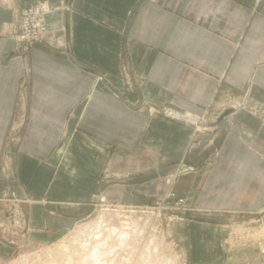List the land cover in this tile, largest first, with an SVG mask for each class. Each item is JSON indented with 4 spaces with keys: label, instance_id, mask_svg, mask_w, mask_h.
<instances>
[{
    "label": "crops",
    "instance_id": "obj_1",
    "mask_svg": "<svg viewBox=\"0 0 264 264\" xmlns=\"http://www.w3.org/2000/svg\"><path fill=\"white\" fill-rule=\"evenodd\" d=\"M37 1L0 4V152L23 114L12 187L47 201L30 206L32 227L72 225L48 209L85 201L102 171L121 175L100 185L107 200L135 204L184 161L207 164L175 182L194 207L264 218V0H69L46 16L66 48L24 55L1 25Z\"/></svg>",
    "mask_w": 264,
    "mask_h": 264
},
{
    "label": "rangeland",
    "instance_id": "obj_2",
    "mask_svg": "<svg viewBox=\"0 0 264 264\" xmlns=\"http://www.w3.org/2000/svg\"><path fill=\"white\" fill-rule=\"evenodd\" d=\"M0 4L4 5L5 2H1ZM28 51L29 49L26 52L20 51V53L25 55ZM126 72L127 69L124 73L126 74ZM169 111L175 113L174 110L169 109ZM13 119L17 123V128L16 130L8 129L0 152V174L6 180L5 184L3 182L4 185H2L3 187L0 191V264H13L15 260L22 259L25 255L30 256L29 260L31 262L29 261V264H61V260L67 257H62L60 252L55 251L58 249L54 247L56 245H68L73 248L74 244L76 246L75 242H71L75 238L74 234L77 229L85 226L92 220H96L102 210L107 213L106 216L110 217L109 219H112L113 222H123L124 227L126 224L130 227L128 223L134 220L140 223V226L147 221L146 239H138L136 242V244H141V248L140 246L138 248L133 246L134 243L130 241L129 247L124 248L127 252L124 249L122 250L123 252L119 251V256L121 257L128 258L131 254L133 256L137 255L133 254L132 251L140 253L137 251L139 248L142 249V243L148 244L149 240H151V235H153L157 239L164 240L167 245V255L173 256L172 259L174 260L172 261L174 264H221V259L225 252L230 254L229 262L231 264L238 262L233 259V257L238 255L241 256L240 259H244L245 255H248L249 264H264V231H262L264 228V218L262 214H236L232 212L200 210L194 207V203L192 204L190 198L186 199L177 194L175 190L176 180L180 176L201 170L203 165H207L204 163H186L184 161L173 164L170 171L165 174L163 194L135 204L113 202L114 204L123 205V207L131 206L130 208L116 210H111V208L105 206L112 202L107 200L100 185L110 183L111 181H119L121 175L113 176L116 179L107 172L104 173L102 171L98 178L96 192L85 201L80 202L79 205L70 202H57L58 204H54L58 206L57 209H48V214L52 216V219L56 218L57 214L60 215L63 212L74 213L73 216L76 220L72 225L58 230L51 228L52 231L50 232L49 230L46 232L43 228L32 227L29 222L30 206L37 203L45 206L44 204L47 201L44 202V200L35 199L29 195L19 194L12 187L14 181L20 185L15 178L13 162L23 135L21 128L23 127L24 116L23 114H16ZM13 127L14 125L11 124L10 128ZM202 128L204 129V127ZM193 149L203 150L202 148L195 147ZM182 165L187 166L188 171L176 176L171 185L174 197H167V190L170 186L167 183L168 176L176 174ZM59 167H63V165L58 164L57 168ZM56 173L55 170L54 174ZM102 196L105 197L106 202L101 201ZM127 225L125 229L129 228ZM255 231L261 233L259 238L255 239L253 236L252 233ZM198 232L204 233L206 236L205 243L195 242L194 238ZM104 233H106V230ZM131 236L137 238L135 233H132ZM130 245L133 248L135 247V250ZM158 245L163 250V246ZM46 250L53 251V254H57L59 257L54 255V259L45 258L43 254ZM130 252L132 253L130 254ZM140 254L138 258L132 255L130 257L132 259L135 258L138 262L143 257L142 253ZM39 255L40 257H37ZM130 257L127 259L128 264L130 263ZM74 259L77 260L76 257ZM47 261H50V263Z\"/></svg>",
    "mask_w": 264,
    "mask_h": 264
},
{
    "label": "bare ground",
    "instance_id": "obj_3",
    "mask_svg": "<svg viewBox=\"0 0 264 264\" xmlns=\"http://www.w3.org/2000/svg\"><path fill=\"white\" fill-rule=\"evenodd\" d=\"M106 215L107 213L104 212V210H102L99 213V216L97 217L96 220L94 221L92 220L85 226L78 228L74 234L75 238L73 239V242H71V243L74 242L76 243V246L74 244L73 248L69 247L68 245H56V247H54L58 249L55 251L60 252L62 257H67L66 259L61 260L62 261L61 264H128L127 259L129 257L125 258L122 255L124 257L123 258L119 256L120 254L119 251L123 252L122 250L125 247H129L130 241L134 243L133 246L137 248L138 246L141 245V244L139 245L138 243L136 244V242L138 241V239H144V238L146 239L147 235L145 234V231H147L148 228L146 227L148 225L147 221H145L142 226H140V223H138L135 220L131 221L128 223L130 227L126 224L127 227L129 228L125 229L126 225L124 227L123 222L122 223L113 222L112 219L110 220L109 219L110 217L108 218ZM105 230L106 233H104ZM262 231H264V228L262 229ZM132 233H135V236L137 238L131 236ZM252 234L255 237V239L261 236L260 235L261 233L259 231H255ZM150 239L151 240H149L150 242L148 244L145 245L144 243H142V249H140L141 248L140 246L139 248L140 251L139 250L137 251L142 253L143 256V257L141 256L142 259L141 261L138 260L137 264H143V263L144 264H174V262L172 261L174 260L172 259L173 256L167 255L168 250L164 240L157 239L153 235H151ZM158 244L163 246V250L160 249V247H158L159 246ZM130 246L131 248H133L132 245ZM124 251L126 250L124 249ZM132 252L133 254H137V255L133 256L131 254ZM132 252H130V254L133 257H137V258L139 257L140 253H136V251H132ZM126 254L128 255V253ZM54 255L55 254H53V251L51 250H46L45 253L43 254L45 258L48 257L49 259H54L55 256L59 257L57 254L55 256ZM37 257H40V255ZM74 257H76L77 260H75ZM29 258H30L29 255H25L22 259L15 260L13 264H29L30 261ZM47 262L50 263V261ZM40 264H44V263H40Z\"/></svg>",
    "mask_w": 264,
    "mask_h": 264
},
{
    "label": "built area",
    "instance_id": "obj_4",
    "mask_svg": "<svg viewBox=\"0 0 264 264\" xmlns=\"http://www.w3.org/2000/svg\"><path fill=\"white\" fill-rule=\"evenodd\" d=\"M5 2V6L10 7L13 0H0ZM70 5L69 0H54L53 2L47 0L37 1L30 4L29 6L17 9L14 12V17L10 22H5L1 25V33L11 36L17 48L20 51L26 52L29 47L35 42H51L57 43L61 48H66L65 38H57V31H52L47 27L46 16L54 12L69 11ZM124 72L126 68H123ZM164 113L170 117H174L175 114L172 111L164 110ZM188 168L182 165L176 174L168 176L167 183L170 185L167 190V197H174L171 191V185L174 182L177 175L182 172H187ZM102 202H106L105 197H101ZM107 208L123 209L130 208L128 206L118 204H107ZM130 257V256H129ZM129 264H137V261L130 257Z\"/></svg>",
    "mask_w": 264,
    "mask_h": 264
}]
</instances>
